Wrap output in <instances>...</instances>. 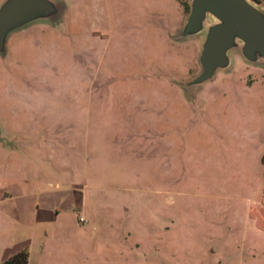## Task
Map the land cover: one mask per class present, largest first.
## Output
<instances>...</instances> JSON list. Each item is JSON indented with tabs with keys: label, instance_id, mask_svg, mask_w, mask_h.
I'll use <instances>...</instances> for the list:
<instances>
[{
	"label": "rangeland",
	"instance_id": "obj_1",
	"mask_svg": "<svg viewBox=\"0 0 264 264\" xmlns=\"http://www.w3.org/2000/svg\"><path fill=\"white\" fill-rule=\"evenodd\" d=\"M56 1L0 54V264H264V65L188 91V0Z\"/></svg>",
	"mask_w": 264,
	"mask_h": 264
},
{
	"label": "water",
	"instance_id": "obj_2",
	"mask_svg": "<svg viewBox=\"0 0 264 264\" xmlns=\"http://www.w3.org/2000/svg\"><path fill=\"white\" fill-rule=\"evenodd\" d=\"M189 9L177 31L178 39L200 38L199 72L182 83L190 91L230 68L232 53L264 65V7L254 0H188ZM56 0H3L0 4V54L9 35L39 20L61 13Z\"/></svg>",
	"mask_w": 264,
	"mask_h": 264
},
{
	"label": "trees",
	"instance_id": "obj_3",
	"mask_svg": "<svg viewBox=\"0 0 264 264\" xmlns=\"http://www.w3.org/2000/svg\"><path fill=\"white\" fill-rule=\"evenodd\" d=\"M182 5L186 11L189 9V4L187 1H183ZM262 162L264 163V155L262 157ZM28 250L27 248H22L12 256L5 259L1 264H27L28 260Z\"/></svg>",
	"mask_w": 264,
	"mask_h": 264
},
{
	"label": "built area",
	"instance_id": "obj_4",
	"mask_svg": "<svg viewBox=\"0 0 264 264\" xmlns=\"http://www.w3.org/2000/svg\"><path fill=\"white\" fill-rule=\"evenodd\" d=\"M80 220H81V221L83 220L82 217L80 218Z\"/></svg>",
	"mask_w": 264,
	"mask_h": 264
},
{
	"label": "crops",
	"instance_id": "obj_5",
	"mask_svg": "<svg viewBox=\"0 0 264 264\" xmlns=\"http://www.w3.org/2000/svg\"><path fill=\"white\" fill-rule=\"evenodd\" d=\"M18 251H19V250H18ZM12 255H13V254H12ZM12 255H10V256H12ZM10 256H9V257H10ZM6 259H7V258H6Z\"/></svg>",
	"mask_w": 264,
	"mask_h": 264
}]
</instances>
